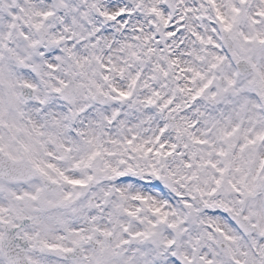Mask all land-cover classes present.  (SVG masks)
<instances>
[{
  "label": "snow or ice",
  "instance_id": "6c2138e0",
  "mask_svg": "<svg viewBox=\"0 0 264 264\" xmlns=\"http://www.w3.org/2000/svg\"><path fill=\"white\" fill-rule=\"evenodd\" d=\"M0 264H264V0H0Z\"/></svg>",
  "mask_w": 264,
  "mask_h": 264
}]
</instances>
